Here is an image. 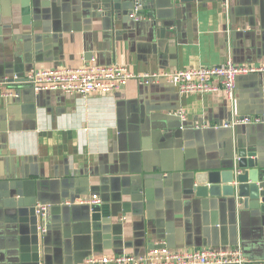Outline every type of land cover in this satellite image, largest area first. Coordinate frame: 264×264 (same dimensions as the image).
<instances>
[{"label": "crops", "instance_id": "obj_1", "mask_svg": "<svg viewBox=\"0 0 264 264\" xmlns=\"http://www.w3.org/2000/svg\"><path fill=\"white\" fill-rule=\"evenodd\" d=\"M109 4L0 0V77L90 64L133 74L264 66V0ZM15 90L0 97V264H79L156 245H239L247 264H264L255 202L236 208L191 190L195 172L227 169L238 144L264 166V124L222 127L264 116V75L238 77L231 102L223 92L181 96L166 81L87 97ZM93 195L98 204L80 203ZM36 205L49 206L45 219Z\"/></svg>", "mask_w": 264, "mask_h": 264}, {"label": "built area", "instance_id": "obj_2", "mask_svg": "<svg viewBox=\"0 0 264 264\" xmlns=\"http://www.w3.org/2000/svg\"><path fill=\"white\" fill-rule=\"evenodd\" d=\"M137 20V8L129 14ZM264 75L263 65H239L228 60L224 65L213 67H198L179 69L176 71L133 74L125 67L111 65H84L71 69H31L23 77H0V97L18 98L15 90L18 86L30 88L34 93L59 92L64 95H79L87 97L93 94L107 95L123 88L130 80L142 85H150L159 81L174 84L181 96L193 94H216L223 92L229 102L233 101L236 81L240 76ZM181 120L185 121L184 115ZM264 124L263 117H244L230 124ZM96 205L99 200L96 195L91 199L81 201ZM70 202L67 203L69 205ZM49 206L36 205L35 213L40 219H45ZM40 233L45 231L43 225H38ZM242 251L237 245L229 250H214L211 248L173 251L164 245H156L142 255L115 254L87 256L79 264H247Z\"/></svg>", "mask_w": 264, "mask_h": 264}, {"label": "water", "instance_id": "obj_3", "mask_svg": "<svg viewBox=\"0 0 264 264\" xmlns=\"http://www.w3.org/2000/svg\"><path fill=\"white\" fill-rule=\"evenodd\" d=\"M109 4L110 0H98ZM178 3H192L193 0H174ZM225 1V0H224ZM139 2V0H136ZM110 5V4H109ZM133 6V3H131ZM137 12L140 10L137 6ZM113 10L118 5L113 4ZM109 9H106L109 12ZM131 13V12H130ZM129 13V14H130ZM128 13H126L127 15ZM109 15H111L109 13ZM227 169H207L197 171L191 177V190L198 198L232 200L235 206L244 207L255 202V210L264 215V166L261 165L254 153L244 145H237L236 160L232 157L226 160ZM235 245L233 248H236Z\"/></svg>", "mask_w": 264, "mask_h": 264}]
</instances>
